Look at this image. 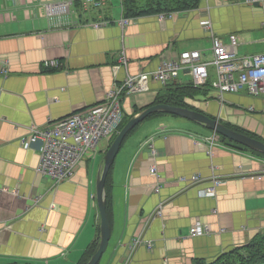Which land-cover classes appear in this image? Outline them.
Here are the masks:
<instances>
[{
    "label": "crops",
    "instance_id": "0c3cea01",
    "mask_svg": "<svg viewBox=\"0 0 264 264\" xmlns=\"http://www.w3.org/2000/svg\"><path fill=\"white\" fill-rule=\"evenodd\" d=\"M58 1L0 0V264H80L99 246L96 179L108 143L57 183L36 170L40 155L23 148L20 138L32 125L45 127L102 101L126 77L123 49L132 74L153 71L162 59L187 50L209 57L211 35L201 25L209 16L225 42L232 33L238 36L239 55L264 52V0H201L199 7L164 19L152 13L133 18L125 28L119 25L121 0H108L102 10L77 3L68 25L48 18L46 4ZM51 60L59 64L45 66ZM212 80L187 100L264 139V94H221ZM190 81L183 72L175 83ZM166 90L151 81L147 91L126 95V115L151 106ZM165 114L129 134L110 168L111 237L99 264L210 262L264 232V157L228 145L203 124L166 121L160 117ZM151 141L157 155L149 150ZM192 174L206 180L188 186L182 179ZM212 176L224 178L216 195L199 196ZM197 220L211 233L191 236Z\"/></svg>",
    "mask_w": 264,
    "mask_h": 264
},
{
    "label": "built area",
    "instance_id": "2783aa9c",
    "mask_svg": "<svg viewBox=\"0 0 264 264\" xmlns=\"http://www.w3.org/2000/svg\"><path fill=\"white\" fill-rule=\"evenodd\" d=\"M108 0H60L47 3L45 6L48 18L58 16L60 25L71 23L72 16L77 10V3L83 9L102 10ZM253 4L261 0H246ZM168 14L160 15L164 19ZM131 19L123 17L119 25L125 28ZM201 25L211 35L210 57L204 58L199 50H187L171 59H162L156 69L149 73L132 74L128 71V58L123 49L120 54V63L127 70L125 79L120 84L109 89L100 103L91 107L73 111L70 115L50 122L45 127L32 125L27 134L20 138L23 148H34L40 155L37 171L53 178L57 183L70 179L77 165L97 145L106 138L114 135L120 128L125 116L123 97L135 91H147L150 79L158 81L164 86L175 83L181 73H189L194 86H205L211 81V87L221 94L226 92L238 93L242 90L254 96L264 94V52L239 55V39L235 33L230 34L229 41L225 42L218 36L210 18L201 21ZM55 60L47 61L45 66H57ZM212 70L215 74L213 75ZM8 70L5 68L4 73ZM151 154L157 155L153 141L149 143ZM156 173L155 167L151 168ZM255 176V175H254ZM188 186L197 185L206 180L200 174L183 177ZM215 184L222 182L218 178ZM160 185L156 186V191ZM201 194L215 195V187L201 190ZM158 213V212H157ZM191 236H200L211 233L208 226L197 221L190 228ZM141 238L135 241L140 244Z\"/></svg>",
    "mask_w": 264,
    "mask_h": 264
},
{
    "label": "trees",
    "instance_id": "16d2710c",
    "mask_svg": "<svg viewBox=\"0 0 264 264\" xmlns=\"http://www.w3.org/2000/svg\"><path fill=\"white\" fill-rule=\"evenodd\" d=\"M200 1L201 0H143V1L122 0V6L124 10V15L126 17L135 18L142 15H146L148 13H156V12L164 13L174 10L182 11V10H188L189 8H197L200 4ZM207 87L208 84H206L205 86H194L192 82L186 84L173 83L167 86L166 92L163 95L159 96L154 104L168 103L175 106L188 107L184 99L188 97L191 98L193 96L198 95L201 92H205V89ZM142 110L143 109L136 110L135 113L137 114ZM161 113L162 112L153 113L148 118H150L153 115H158ZM133 116L134 115H125L119 130H121L123 126L127 123V121ZM148 118H146L145 120H147ZM225 124L239 132L245 133L251 137L264 141V139H262L260 136L254 133L248 132L242 128H237L236 126H232L227 123ZM139 125H137L132 130H130L126 135V137L129 134H131ZM116 136L117 134H115L112 137V141ZM223 141L228 145H233V146L235 145L242 149L249 150L255 154L264 157L263 153L244 147L242 145H239L238 143L232 142L226 137H223ZM109 176H110V171L106 178V187H105L106 204L108 203ZM97 248L98 247H94L91 251L88 252V254L86 253L85 257H83L82 260L80 261V264H86L88 260L91 258V256L95 253ZM194 264H264V232L256 235L246 246H243L240 249H236L229 253H224L223 255L217 257L215 260L210 262H207L205 260H197L194 262Z\"/></svg>",
    "mask_w": 264,
    "mask_h": 264
},
{
    "label": "water",
    "instance_id": "95a60500",
    "mask_svg": "<svg viewBox=\"0 0 264 264\" xmlns=\"http://www.w3.org/2000/svg\"><path fill=\"white\" fill-rule=\"evenodd\" d=\"M258 4L259 3L256 2L254 5ZM157 112L172 114L192 122L203 124L208 129H211L214 133H217L235 143L244 145L247 148L264 154V141L239 132L226 125L218 117H211L202 111L188 107L175 106L168 103H156L143 109L127 121L123 128L118 132L117 136L114 138L113 142L104 155L103 169L99 171L96 179V196L101 217L100 243L97 250L86 264H99L109 245L111 237V224L108 217L106 204V178L122 146V142L130 130L143 122L151 114Z\"/></svg>",
    "mask_w": 264,
    "mask_h": 264
},
{
    "label": "rangeland",
    "instance_id": "374dc122",
    "mask_svg": "<svg viewBox=\"0 0 264 264\" xmlns=\"http://www.w3.org/2000/svg\"><path fill=\"white\" fill-rule=\"evenodd\" d=\"M143 1V0H142ZM201 2V1H200ZM200 5V4H199ZM199 7V6H198ZM193 9H195V8H189L188 10H193ZM171 12H178L177 10H174V11H169V12H166V13H171ZM123 13H124V10H123ZM163 12H156V13H152V14H158L159 15V17H160V15L162 14ZM54 17V19H53V21L54 22H56V21H61L59 18H58V16H53ZM123 17H126L125 15L123 16ZM127 18H129V19H131V21L133 20V18L132 17H127ZM136 18V17H135ZM207 18H210L209 16L208 17H206V18H203V20H205V19H207ZM161 19V18H160ZM57 24H59L60 25V22H56ZM210 55H211V53H210ZM210 55H209V57H210ZM209 57H206V58H209ZM59 64V63H58ZM212 72L215 74V72H214V70H212ZM140 73H149V72H139V73H137V74H140ZM182 74V76H183V73H181ZM188 75H189V73H188ZM191 79H192V77H191ZM151 81H155V80H153V79H150V81L149 82H151ZM184 82H186V80H184ZM191 82V81H190ZM190 82H187V83H190ZM133 93H135V92H133ZM131 94V93H130ZM106 95V94H105ZM128 95V94H127ZM126 96V95H125ZM197 96V95H196ZM196 96H193V97H191L192 99L193 98H195ZM187 99H190V97H188V98H185L184 99V101H185V103H186V105L189 107V108H194V109H196L192 104H191V102L189 101V100H187ZM103 101V100H102ZM101 102V101H100ZM99 102V103H100ZM161 118H163V119H165L166 121H178V122H180V123H189V124H195L196 122H192V121H189V120H187V119H185V118H182V117H179V116H175V115H172V114H165V115H162V116H160ZM151 119H154V118H150V119H147V120H145V121H143L138 127H137V129L135 130L136 131V133H138V132H140V131H142L144 128V125H148V124H150L151 123V121H153V120H151ZM214 136H216L218 139H220V140H222L223 141V137L224 136H221V135H219V134H217V133H214ZM105 141L108 143L107 144V146L109 147L110 146V144H111V142H112V137H110V138H107V139H104V140H102L98 145H97V147L94 149V151H97L100 147H102V145L105 143ZM231 141V140H230ZM233 142V141H232ZM107 146L105 147L106 149H107ZM153 146L155 147V144L153 143ZM156 148V147H155ZM149 150H150V152H151V147H149ZM80 164V163H79ZM152 167H155V166H152ZM151 167V168H152ZM102 169H103V167H102ZM101 169V170H102ZM155 169H156V167H155ZM151 170V169H150ZM110 171V170H109ZM109 173V172H108ZM153 174H155V175H158V172H157V169H156V173H153ZM191 176V175H190ZM216 178H218L219 179V177H217V176H212V178L211 179H208V180H210L211 181V185L210 186H208V187H203V188H200L199 190H198V194H199V196H206V197H208V196H211V197H213V196H215L216 195V193H215V195H207V194H201L200 193V191L201 190H208V189H210L211 187H215V192H216V187H217V185L219 184H215V182L217 181V180H214V179H216ZM220 179L222 180V179H224V178H221L220 177ZM221 183V182H220ZM196 185V184H195ZM197 221H200V220H197ZM197 221H195L193 224H195ZM201 222V221H200ZM192 224V225H193ZM191 225V226H192ZM137 245V244H136Z\"/></svg>",
    "mask_w": 264,
    "mask_h": 264
},
{
    "label": "bare ground",
    "instance_id": "6f19581e",
    "mask_svg": "<svg viewBox=\"0 0 264 264\" xmlns=\"http://www.w3.org/2000/svg\"><path fill=\"white\" fill-rule=\"evenodd\" d=\"M172 8V7H171Z\"/></svg>",
    "mask_w": 264,
    "mask_h": 264
}]
</instances>
